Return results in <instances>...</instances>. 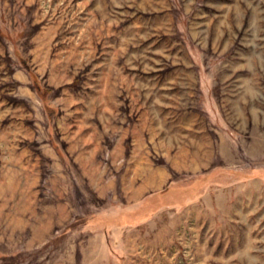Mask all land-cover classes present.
<instances>
[{
  "label": "rangeland",
  "instance_id": "rangeland-1",
  "mask_svg": "<svg viewBox=\"0 0 264 264\" xmlns=\"http://www.w3.org/2000/svg\"><path fill=\"white\" fill-rule=\"evenodd\" d=\"M0 264H264V0H0Z\"/></svg>",
  "mask_w": 264,
  "mask_h": 264
}]
</instances>
